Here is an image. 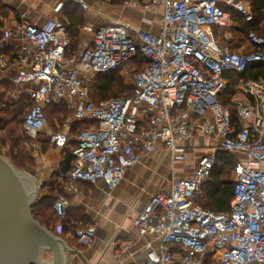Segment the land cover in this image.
<instances>
[{"label":"built area","instance_id":"2783aa9c","mask_svg":"<svg viewBox=\"0 0 264 264\" xmlns=\"http://www.w3.org/2000/svg\"><path fill=\"white\" fill-rule=\"evenodd\" d=\"M133 7L159 5L162 23L158 33L125 23L84 26L92 44L71 52L67 25L52 17L38 24L26 12L6 37L17 39L12 52L0 50V71L14 86L11 98L27 93L23 124L25 134L37 143L47 126L45 109L64 104L75 121H87L79 129L71 168L53 203L55 232L67 216L70 196L78 182L102 179L110 190L123 180L141 152H152L159 140L173 160H184L188 139L202 136L216 140L202 154L188 178L173 179L171 186L155 194L134 220L140 234L155 232L157 247L147 244L145 264H264V79L236 84L246 100H238L236 117L220 100L230 85L226 73L244 75L250 66L264 62V35L249 30L247 40L257 50L235 52L216 33L230 27L233 14L255 19L246 0H139ZM63 3L55 6L59 12ZM1 29V25H0ZM141 53L147 63L137 67ZM122 69L132 94L95 99L90 78ZM70 124L49 130L50 144L66 146ZM36 151L40 150L37 143ZM219 150L237 157L233 171L230 209L206 210L196 201L202 185L216 166ZM241 155L248 161H243ZM77 241L93 244L96 230L80 227ZM131 240L119 245L126 249ZM120 260V259H119Z\"/></svg>","mask_w":264,"mask_h":264},{"label":"crops","instance_id":"0c3cea01","mask_svg":"<svg viewBox=\"0 0 264 264\" xmlns=\"http://www.w3.org/2000/svg\"><path fill=\"white\" fill-rule=\"evenodd\" d=\"M60 1L63 5L57 13L54 8ZM128 1L0 0V50L9 53L14 50L18 38L6 37L5 31L15 29L24 12L28 14L29 21L38 24L49 18L59 17L70 32L76 34L69 52H80L92 44L93 36L84 29V26L98 27L106 23L119 22L158 33L162 23V7L159 5L133 7ZM6 76V72L0 71V78ZM241 95V100H246L242 93ZM70 113L72 121L62 125L55 115L53 118L55 127L47 123L45 130L40 134L38 144L43 145L44 140L48 139L49 130H60L65 124H70L72 128L76 121L71 110ZM215 141L202 136L188 139L182 144L185 159L173 160L170 152L159 140L154 151L140 153L138 162L126 170L123 180L113 190H110L102 179L95 183L79 181V192L70 196L68 209L71 212L70 219L78 227H94L96 237L92 245L84 246L77 241L72 230L60 234L73 250L70 254L66 253L68 254L66 264H145L147 244L157 247L160 236L155 232L140 234L134 224L135 218L155 194L170 188L173 179L190 177L198 159L211 150ZM75 143L76 134L70 129V138L66 146L49 144L44 152L37 154L38 158H35L37 166L33 175L37 184L41 185L38 199L54 182L63 189L64 180L60 173L63 171L64 155L72 153ZM241 159L248 161L243 155ZM226 175L223 172L221 179L234 183V171L230 176ZM203 193L201 189L199 199L197 198L198 203L203 199ZM54 228V225L50 226L55 232ZM124 240H131L126 249L119 245Z\"/></svg>","mask_w":264,"mask_h":264},{"label":"trees","instance_id":"16d2710c","mask_svg":"<svg viewBox=\"0 0 264 264\" xmlns=\"http://www.w3.org/2000/svg\"><path fill=\"white\" fill-rule=\"evenodd\" d=\"M112 1L118 2L124 0ZM249 2L255 14V19L252 22L245 21L244 18L239 14H233L234 20L238 21L239 24L241 23V26L238 27L243 33L246 34L249 32V30L258 32V21L264 18V0H249ZM68 32L70 37L72 38L73 45L74 35L76 34L70 32L69 28ZM70 53L71 52H69V54ZM147 62V59L141 53H139L133 59V63H135L137 67H141ZM118 70H120V68L117 70L97 74L98 76L95 88L96 94L95 92L92 93L95 99L116 97V95L127 96L132 94V86L126 84L123 77L118 78ZM225 75L230 80V85L223 93L220 94V100L226 107L231 110L233 118H235L237 113L236 106H228L226 102H228L227 97H229L232 94V91L236 88V76H238V78H241L243 76L235 73H226ZM244 76H246L245 80L264 79V62L256 63L250 66ZM14 89V86L8 79H3L0 81V144L2 141H6L9 139L12 142L13 149H15V147L17 146H20L22 140L25 139L23 124L25 121L27 107L31 104V100L27 93H22L18 99L11 98L10 93ZM64 112L70 113V110L64 104L49 105L45 109L47 118H49V116H52L54 118L55 115H57L59 120H61L60 117ZM86 124V120L76 121L72 125L71 132H74V134H76L77 136L79 129L84 127ZM52 126L55 127V122H53ZM43 144L45 146V150L49 146L50 142L47 139L44 140ZM13 158H15L16 160L15 165L17 167H25V162L27 159L32 161V158L28 157L27 154H22L20 157L18 156V154H15ZM73 158L74 156L70 152L64 155V166L62 167V172H66L71 168ZM237 160L238 159L236 156L231 155L228 152H219L216 166L213 169L210 178L202 185L204 193L202 196L203 199L199 203V198L197 199V203L199 205L218 212H227L230 209L233 183L231 181L221 179V175L223 172H225V170H229V168L233 169ZM60 191H62V188L59 187V185H56L54 182L48 192L37 199L33 204V214L35 218L49 228L51 225L55 226L56 217L55 211L53 209V203ZM51 199L53 200L50 203ZM37 215L40 216V220L37 218ZM70 215L71 212L70 210H68L67 216L61 222V234L66 233L69 230L75 232L78 228H80L72 223Z\"/></svg>","mask_w":264,"mask_h":264},{"label":"water","instance_id":"95a60500","mask_svg":"<svg viewBox=\"0 0 264 264\" xmlns=\"http://www.w3.org/2000/svg\"><path fill=\"white\" fill-rule=\"evenodd\" d=\"M40 188L33 175L0 153V264H66V253L73 252L35 218Z\"/></svg>","mask_w":264,"mask_h":264},{"label":"rangeland","instance_id":"374dc122","mask_svg":"<svg viewBox=\"0 0 264 264\" xmlns=\"http://www.w3.org/2000/svg\"><path fill=\"white\" fill-rule=\"evenodd\" d=\"M246 1L249 2V0H246ZM240 24H239L238 21H235L234 18H233L232 25L230 27H227L225 29H221V30L217 31L216 38L222 44H226L227 46H229V48L232 51H235V52H250V51L257 50L258 46H254L251 43H249L248 40H247V34L243 33L240 30V28L238 27V26H241ZM258 27H259V31L257 32V34L264 35V18L261 19L260 21H258ZM117 75H118V78L123 77L124 81L128 77V73L122 71V69L117 71ZM244 75H242L243 77H241V78H238V76H236V83L237 84L240 83L241 79H244V80L246 79L245 78L246 76H244ZM97 76L98 75H95V76H92L90 78L89 83H90V92H91V94L93 92H95V94H96L95 88H96ZM111 96H113V95H111ZM227 98H228V102H226V103H227L228 106H231V107H235L236 106L237 107V102H238V100H241L242 95H241V92L239 91V89L235 88L232 91V94L229 97H227ZM60 118H61V120H60V124L61 125L63 123H65V122L72 121L71 120V113H69V112H66V113L64 112L61 115ZM53 122H55V120L53 119L52 116H49V118L47 120L48 125H50V126L53 125ZM24 138L25 139L22 140L20 146L15 147V149L12 148V142L9 139L6 140V141H2L1 144H0L1 145L0 153L3 154L6 157H10L11 161H13L14 165H15L16 160H15V158H13V156L15 154H18L19 157L22 154H27L28 157L32 158V161L27 159L26 162H25L26 163L25 167H21L20 166L18 168L23 169L24 171H26L29 174L33 175V172L36 171V166H37V161H36L35 158H38L37 154H41L42 152H44L45 146H44V144L41 145L39 143L41 148H40L39 152H37L36 151V149H37L36 145H37L38 142L37 143L33 142V140L30 139L29 137H27L25 135V133H24ZM34 155H35V157H34ZM225 173L227 174L226 176L228 177V176H230L233 173V169L229 168V170H225ZM47 192H48V189H47V191L46 190L44 191V195ZM38 196H40V193H39ZM38 196H37L36 200L38 199ZM53 199H51L50 203L52 202ZM39 217L40 216L37 215V218L40 220L41 218H39Z\"/></svg>","mask_w":264,"mask_h":264}]
</instances>
